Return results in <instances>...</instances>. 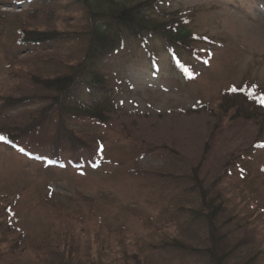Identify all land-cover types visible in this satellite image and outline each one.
Instances as JSON below:
<instances>
[{
    "label": "rangeland",
    "instance_id": "obj_1",
    "mask_svg": "<svg viewBox=\"0 0 264 264\" xmlns=\"http://www.w3.org/2000/svg\"><path fill=\"white\" fill-rule=\"evenodd\" d=\"M41 3L0 0V138H17L0 139V264H214V247L222 264H264V134L228 94L264 95V0H166L193 38L179 65L162 38L128 39L106 65L105 123L66 118L59 130L53 116L22 135L51 95L33 77L68 73L91 26L72 0ZM22 30L66 40L20 45Z\"/></svg>",
    "mask_w": 264,
    "mask_h": 264
},
{
    "label": "trees",
    "instance_id": "obj_2",
    "mask_svg": "<svg viewBox=\"0 0 264 264\" xmlns=\"http://www.w3.org/2000/svg\"><path fill=\"white\" fill-rule=\"evenodd\" d=\"M53 0H42V5H48ZM166 0H144L132 3L130 0L121 1L120 4L112 0H72V3L80 4L84 13L90 19V29L86 32L87 44L84 55L79 63L69 68V72L59 77L41 80L33 77L34 83L49 92V104L39 118L31 121L27 127H22V135H27L43 125L46 120L56 116L61 120L58 126L63 129V120H89L97 123H105L109 112L112 110L111 90L107 78L109 68L106 67L109 60L114 58L124 48L126 40L133 39L141 45L146 46L154 38H162L166 43L165 49L169 52L170 58L178 63L176 51L184 39L192 38L182 28L180 21L169 18L163 3ZM163 18L165 20L158 19ZM63 34H48L36 31L22 30L19 32L20 45H42L56 38L66 40ZM190 40V39H189ZM195 42V41H194ZM154 60V59H153ZM87 94L89 103L83 97ZM231 96L235 113L241 118L255 121L258 125V132L264 134V95L256 91L252 86L244 89L235 88L234 92L228 93ZM227 100V99H225ZM25 102L12 100L13 104ZM231 103V101H229ZM227 104V103H226ZM230 108V109H231ZM63 119V120H62ZM17 138L9 133L3 134L6 142H12ZM15 142V141H14ZM74 167L82 169L79 160ZM193 189L200 194L203 201L206 200L204 191L197 178ZM220 207L209 203L206 204V214H201L208 225L209 237L216 241L217 228L215 220L219 215ZM173 247L179 251L184 250L183 245L173 242ZM189 250V249H186ZM210 259L214 264H222L223 258L215 253V247L210 252Z\"/></svg>",
    "mask_w": 264,
    "mask_h": 264
},
{
    "label": "snow or ice",
    "instance_id": "obj_3",
    "mask_svg": "<svg viewBox=\"0 0 264 264\" xmlns=\"http://www.w3.org/2000/svg\"><path fill=\"white\" fill-rule=\"evenodd\" d=\"M261 103H264V99L261 100ZM0 139H3V138H0Z\"/></svg>",
    "mask_w": 264,
    "mask_h": 264
}]
</instances>
